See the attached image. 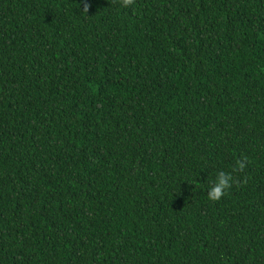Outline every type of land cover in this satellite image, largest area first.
I'll use <instances>...</instances> for the list:
<instances>
[{"label":"trees","instance_id":"trees-1","mask_svg":"<svg viewBox=\"0 0 264 264\" xmlns=\"http://www.w3.org/2000/svg\"><path fill=\"white\" fill-rule=\"evenodd\" d=\"M0 264H264V0H0Z\"/></svg>","mask_w":264,"mask_h":264},{"label":"clouds","instance_id":"clouds-1","mask_svg":"<svg viewBox=\"0 0 264 264\" xmlns=\"http://www.w3.org/2000/svg\"><path fill=\"white\" fill-rule=\"evenodd\" d=\"M113 4H119L122 8H127L134 3V0H111ZM89 5L85 4L83 7V12L87 13ZM247 166L246 158L245 160H237L236 166L233 168V172H242ZM236 183L232 173H225L221 171L217 175L216 181L212 184L207 192L208 199L216 202L219 201L225 194L226 190L231 188L233 184Z\"/></svg>","mask_w":264,"mask_h":264}]
</instances>
